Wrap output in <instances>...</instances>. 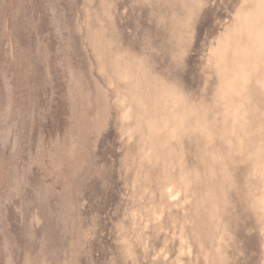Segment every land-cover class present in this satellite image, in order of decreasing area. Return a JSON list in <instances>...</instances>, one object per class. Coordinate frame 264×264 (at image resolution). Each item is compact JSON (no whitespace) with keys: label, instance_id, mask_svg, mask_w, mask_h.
<instances>
[{"label":"rangeland","instance_id":"rangeland-1","mask_svg":"<svg viewBox=\"0 0 264 264\" xmlns=\"http://www.w3.org/2000/svg\"><path fill=\"white\" fill-rule=\"evenodd\" d=\"M0 264H264V0H0Z\"/></svg>","mask_w":264,"mask_h":264}]
</instances>
